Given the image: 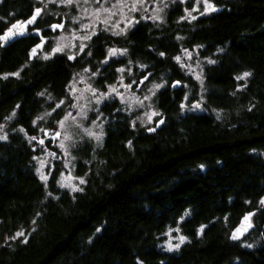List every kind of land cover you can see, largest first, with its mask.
Here are the masks:
<instances>
[{
	"label": "trees",
	"instance_id": "1",
	"mask_svg": "<svg viewBox=\"0 0 264 264\" xmlns=\"http://www.w3.org/2000/svg\"><path fill=\"white\" fill-rule=\"evenodd\" d=\"M209 1L216 10L191 23L176 21V5L157 29L145 22L122 39L93 41L95 60L119 44L145 65L135 68L140 78L165 76L167 88L155 95L165 122L148 135L111 117L101 149L81 151L85 183L74 194L53 181L44 188L32 149L40 145L32 119L47 108L39 96L59 99L73 65L63 57L28 63L33 38L0 46V75L25 65L0 80V124L14 114L13 127L23 129L0 142V264H264V0ZM35 8L31 0H0V34ZM179 45L205 46L214 60L205 76L220 117L179 114L181 89H170L182 80ZM251 211L254 230L232 242L231 230ZM177 227L186 242L168 253L162 237Z\"/></svg>",
	"mask_w": 264,
	"mask_h": 264
},
{
	"label": "rangeland",
	"instance_id": "2",
	"mask_svg": "<svg viewBox=\"0 0 264 264\" xmlns=\"http://www.w3.org/2000/svg\"><path fill=\"white\" fill-rule=\"evenodd\" d=\"M31 1L33 8H41L40 20H46L48 24L63 20L65 23L60 32L52 33L50 41L47 40L48 43L33 62L43 63L46 59L63 57L73 65L59 99H54L45 91L39 96L47 108L32 119V126L39 130L36 137L41 138L49 127L59 131L60 137L53 146L44 144L32 147L36 152L35 174L47 191L53 181L57 189L74 194L85 183V176L77 172L81 151L87 149L95 153L101 149L106 136L105 126L111 117H124L134 130L145 132L164 115L155 102V95L167 88L165 76L158 75L136 91L134 87L140 77L135 68L145 71V65L128 58L127 52L119 44L108 45L104 57L95 60L92 53L90 56L93 41L99 37L122 39L135 26L145 22L155 25L153 27L157 29L164 24L167 13L176 5H180L181 12L176 21L184 24L213 11L207 10L204 0ZM36 24L34 28H41ZM184 38L183 34L175 35L179 41ZM178 48L174 62L182 79L179 114L207 113L220 117L222 110L209 101V85L205 76L206 68L214 63L210 53L202 51L205 46L200 45L190 48L179 45ZM33 62L28 60V63ZM24 66L1 74L0 80L18 76ZM108 107L113 109L112 114L104 112ZM13 120L15 116L11 114L0 124V142L23 130L13 127ZM21 235L18 231L15 236ZM181 236L178 227L167 230L162 237L161 247L168 253H176L186 242V239L181 242ZM248 243V240L242 242L243 245Z\"/></svg>",
	"mask_w": 264,
	"mask_h": 264
},
{
	"label": "water",
	"instance_id": "3",
	"mask_svg": "<svg viewBox=\"0 0 264 264\" xmlns=\"http://www.w3.org/2000/svg\"><path fill=\"white\" fill-rule=\"evenodd\" d=\"M12 1H16V0H12ZM36 9H40L39 14L36 13ZM40 15H41V8H35L27 18L18 19L14 21L13 23H11L8 26V28L12 27L13 24H17V22H20V24L23 25V32L22 34L16 35L14 38L9 40L8 42H0V46L3 48H7L10 45L22 39H26V38L36 39L37 42L34 45H32L27 51L28 60L33 61L47 44L48 39L46 38V36H44V32L45 31H49L51 33L60 32L64 28V25H65L64 21H62L60 23H51L46 28H34L36 22L40 18ZM33 16H35V20L32 23H26ZM7 29L5 31H7ZM29 29L31 30L29 31ZM151 75H152V72H148L142 78L138 80L136 91H139L142 88V86L148 81ZM145 77L147 78L145 79ZM180 87H181V82L179 80H174L170 85V89L172 91L179 90ZM160 121H163V123H160ZM164 122H165V117L162 116L160 119L156 121L154 126L146 130V133L148 135L157 133L162 128ZM56 133H59V135L57 136ZM59 137H60L59 131L45 130L43 132L42 137L38 139L35 138L34 141L40 145L44 144L45 142H51L52 145H54V143L59 139ZM40 141H43V143H40ZM254 215H255V212L251 211V212H246L240 217L238 223L233 227L229 235V239L232 242H236L238 240L245 238L247 235H249L254 230V222H253Z\"/></svg>",
	"mask_w": 264,
	"mask_h": 264
},
{
	"label": "snow or ice",
	"instance_id": "4",
	"mask_svg": "<svg viewBox=\"0 0 264 264\" xmlns=\"http://www.w3.org/2000/svg\"><path fill=\"white\" fill-rule=\"evenodd\" d=\"M204 2L206 4V6H207V10H211V11H215L216 10L215 7H214V5L211 4V3H209L208 0H204ZM39 12H40V9H36V13L39 14ZM34 20H35V16H33L26 23H32ZM22 32H23V25H21L20 22H17V24H13L12 27H10V28L7 29V31H5L2 34H0V42H8L12 38H14L16 35L22 34ZM112 51H113V53L115 52V50H112ZM161 55H163V53H161ZM176 59L179 60L180 58L179 57H176ZM17 75H18V73H17ZM248 75H249V73H247V72L244 73V76H248ZM146 78L147 77H145V79ZM237 78L239 79L240 77H237ZM156 87H160V85H156ZM160 123H163V121H160ZM56 135L58 136L59 133H56ZM98 138L99 137H97V139ZM33 139H35V137H33ZM40 143H43V141H40ZM81 183H83V181H81ZM262 203H264V201H262ZM200 231L202 232L203 231V228H201ZM185 239H186V237H183V236L180 237L181 242H183ZM176 247H179V245H176Z\"/></svg>",
	"mask_w": 264,
	"mask_h": 264
},
{
	"label": "flooded vegetation",
	"instance_id": "5",
	"mask_svg": "<svg viewBox=\"0 0 264 264\" xmlns=\"http://www.w3.org/2000/svg\"><path fill=\"white\" fill-rule=\"evenodd\" d=\"M63 21H64V20H63ZM47 26H48V25H47ZM47 26H46V27H47ZM44 36H46V37L48 38V41H50V39H51V37H52L53 35H52V33L46 31V32H44ZM36 42H37V40H36ZM36 42H35V43H36ZM35 43H34V44H35ZM47 43H48V42H47ZM34 44H33V45H34ZM90 55H91V51H90ZM49 60H51V59H49ZM49 60L46 59L45 61L47 62V61H49ZM64 85H65V84H64ZM46 130L51 131V130H54V129H46ZM44 144H45V145H48V146H53L51 142H45Z\"/></svg>",
	"mask_w": 264,
	"mask_h": 264
}]
</instances>
